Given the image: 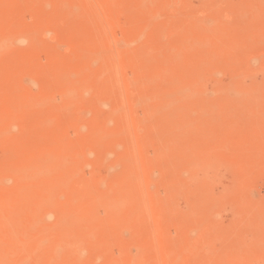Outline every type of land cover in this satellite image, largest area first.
<instances>
[{"label": "rangeland", "instance_id": "rangeland-1", "mask_svg": "<svg viewBox=\"0 0 264 264\" xmlns=\"http://www.w3.org/2000/svg\"><path fill=\"white\" fill-rule=\"evenodd\" d=\"M150 1L0 0V115L3 114L0 122L4 119V122H1L3 129H0V132L3 134H0V137L3 139L5 132L2 130L7 125L9 126L10 122L9 131H12V133H8L7 127V136H4V139L5 137L10 139L2 140L0 138L4 142L0 141V208L4 210L10 208L12 213L10 216L12 218L9 217L11 222L6 216L7 213L0 209V213L3 212L1 219L5 220L3 221L5 225L0 221L2 222L0 229L5 230L4 233H2L3 231L0 233L4 238L7 235L6 238L10 241L9 246L7 239L0 236L5 240L1 239L2 242H0V244L5 243V245L0 246V251H3L1 253H5L2 256H5L3 259L0 257L1 264L4 260L3 264H9L13 261V252L17 250L18 246L22 250L18 248V252H15L16 255L23 252L24 248L27 249V245L29 247L35 243L34 238H31L30 235L23 236L21 230H26L27 226L32 228L34 225L32 229L40 228V226L42 229L43 224L45 233H42L44 235L41 237H45V243L42 239L40 242L46 248H42L44 250L55 248L56 259L50 262V259L35 256L28 258V262L25 264H71V262H73L72 264H96V261L99 264H107L108 259H112L118 264H131L133 257L134 264H264V261L262 262L264 260V176H262L264 175V0ZM154 2L156 3L154 4ZM140 5H142L141 8H139ZM77 7L79 8L77 9ZM101 12L103 15L106 13V17ZM106 22L109 27H107ZM142 33L144 34L142 35ZM5 36H9L7 41ZM101 40L106 44L103 45ZM193 42L195 43L193 44ZM130 45L132 46L130 47ZM101 46L103 49L107 48L100 50L99 47ZM95 48L97 49L95 50ZM100 51H104V53ZM111 55L112 57H110ZM81 58L85 60L83 61ZM86 59L88 60L86 61ZM173 59H176V62ZM105 60L108 61L105 62V65L110 64L111 69H108V65L107 69H105L106 66L104 68L103 61ZM110 61L113 62L112 65L115 64L116 71H113L115 68L111 66ZM143 65H145V69H142L141 66ZM162 69L165 71L163 72ZM157 72H162L163 75ZM202 72L203 74H201ZM114 73L118 74H115L117 75L114 76L115 78L113 77ZM120 73L123 76L120 77ZM154 75L155 78L153 79ZM108 78L109 80L113 79V82L110 81L111 83H109ZM172 78L173 82L176 83L175 86L172 84L173 82H170ZM116 79L119 83L117 85L123 87L121 90L115 84ZM135 79L139 80L136 81ZM161 80L163 81L160 82ZM181 81L185 83V87ZM127 82H130V88L125 89L124 86H129ZM73 83L75 86L72 85ZM179 83L181 84L179 85ZM86 85H88L87 88ZM171 86L173 89L170 88ZM186 86L189 88L187 89ZM192 86L198 88L194 89ZM230 86L237 89V91L234 89V92L231 91L232 93L236 92L235 94L229 93L231 96L226 95L228 93L225 91L222 92L223 89L230 88ZM87 89L91 92L89 93ZM199 91L204 93L201 94ZM167 95L170 96L167 97ZM234 95L237 96L234 97ZM18 96L20 98L24 96L21 98L22 101L20 98L17 99ZM180 96L183 100L184 96L188 98L185 97L187 100L183 101ZM37 98L39 99L37 100ZM227 98H231V103ZM124 101L125 103H122ZM180 101H183V104L186 103L184 107L183 104L181 106ZM56 102H59L58 105ZM16 103L18 104L16 105ZM119 108L121 111H118ZM17 111L19 112L17 113ZM111 111L113 113H109ZM117 112L119 113L117 114ZM183 122L186 124H183L182 128L179 127ZM2 125L0 124V128ZM11 125L13 126L11 127ZM5 141L8 143L6 144ZM102 145L104 146L102 147ZM38 151V155L41 154L39 157L36 154ZM3 152L7 153L4 154ZM30 156H35L36 159L33 160ZM43 159L47 161L49 159V164ZM6 162L7 164H5ZM38 162H42L38 165L40 167L42 165L41 168L37 166L36 163ZM59 162H68L67 168H65V163L59 165ZM46 163L48 169L43 166ZM33 164L36 173H32ZM30 166L32 169H28ZM74 166L75 169H79L78 172L73 170ZM86 166L89 167L86 168ZM129 166L139 170L143 181L140 176L137 178L143 186L136 181L137 178L134 180L135 182L132 180L133 185L137 182L134 188L131 187L133 185H130L129 188L127 184L125 186L124 184L119 185V188L114 186L112 182L119 176H125ZM20 167L21 169L18 170ZM59 167L61 168L59 169ZM25 169L29 172H26ZM68 172H73V176L75 173L77 175L75 179L78 180L77 185L72 186L73 189L69 184L71 181L75 183L74 180H71L75 176H71ZM3 173L6 178L9 175L13 177L5 179L3 176V179L1 177L4 175ZM25 173H29V175L27 174L26 177ZM16 175L21 176V178ZM37 175L38 180H35ZM126 176L128 177V174ZM53 177L55 179H52ZM58 177L61 179L59 183ZM68 179L70 182L67 181ZM103 180L104 182H102ZM49 182L52 184L50 185ZM73 182L71 185H75ZM23 185L28 186V189ZM140 185L143 188H140ZM34 186L36 188H33ZM37 188L39 189L37 190ZM128 189L134 190L128 191ZM107 190L108 194L105 193ZM19 191H23L22 194L19 195L21 193ZM71 191L73 194L70 195L74 197L75 201L69 198L68 193ZM101 191H104L105 195L103 197L100 195L101 200L99 201L104 202L111 199L112 203L110 201L109 204L107 201L105 206L104 203L99 202L96 205L98 208L96 206L93 208V202L98 200L90 201L94 197L99 199L96 194ZM110 191L113 192L110 194ZM24 192L25 194H23ZM129 192H132L130 197L127 196ZM9 193H14L19 198L17 199L12 194L14 198L11 199L12 195ZM106 194L107 197H105ZM39 195L42 196V199ZM108 195H111L110 198ZM123 195L127 197L122 198ZM82 196L84 201H81L83 199L80 200ZM118 196H120L119 199ZM7 197L13 200V204H9L11 200H7ZM148 197H151L150 201H147L149 200ZM26 198H28V203ZM51 198L53 199L51 200ZM114 198L115 200H113ZM125 198L129 199V201H125L126 203L123 202ZM68 199H70L69 202ZM4 200L9 202L8 205ZM151 200H154L155 205ZM70 201H73L71 204L74 203L75 205V207L73 205L74 208L72 207L73 213L76 211L75 208L78 212L82 211V214L85 213L83 210L86 208L91 210L89 211L91 217L95 215L93 216L94 224L90 222V226L89 220L87 222L88 218H86L83 220L87 224L84 222L86 226L83 229L84 225L82 224L81 228V224H78V222L81 223V214L77 212L78 214L72 216L71 205H65L70 204ZM119 201L125 204L121 206L125 207L121 211L117 208L118 206L121 208ZM141 201L142 204H139ZM15 202H17V206ZM88 202L93 204L91 207L95 209L94 211L88 206L90 205ZM5 203L7 207L3 205ZM49 203L52 207H49ZM20 204L24 207H21ZM78 204H81L80 207H83L81 208L83 210ZM108 204L109 206H107ZM115 204L118 205H116V209L114 208ZM84 205L87 207L85 206V208ZM112 206L113 210L115 209L113 212L116 211L117 213L114 217L112 216ZM39 210H41L40 213ZM42 211L48 212L45 213L46 215L43 213L45 216H41ZM61 212L63 215L60 214ZM86 213L87 215L84 216L89 217L88 212ZM58 214L63 217L60 216L62 219H59L62 224L59 222L58 228L54 227L52 230V226L47 225H51L53 221L56 222L59 217ZM68 214H71L73 220L76 219L78 222L73 220L70 222L72 217L69 218ZM15 216L22 220L23 228L20 226L21 220L19 219L18 222ZM131 216L134 217L130 219ZM32 217L37 220V222L32 221L34 225L30 220ZM64 218H66L65 220L68 219L67 222L71 224H66L65 220V222L62 221ZM13 219L18 223L16 222V224ZM50 219L52 221H49ZM23 221H27L25 222L27 225ZM72 222H76V226L79 225L78 229L79 227L83 229L82 233L88 234L87 237L91 238L90 241H87L88 238H84L83 234H80L81 230L79 232L74 226L75 223L72 224ZM29 223L32 226L29 227ZM70 225L74 226L75 232H78V234L76 233L78 235L76 242L78 243L70 242V245L69 241L66 240L69 243L67 245L65 239L68 238L67 232L70 231ZM62 226L67 227L65 228L67 231ZM62 228L63 232L61 231ZM55 229L56 231H54ZM6 230L8 231L7 234ZM51 230L54 232L52 233ZM79 234L81 236L80 241H78L80 239ZM10 236H13L14 239ZM61 236L62 238L65 236L63 242H61ZM15 237L17 238L15 239ZM27 237H30L32 241ZM135 242L136 244H134ZM55 243L58 248L56 245L54 247ZM59 243L60 246H58ZM6 246H12L16 249L13 250L14 248L11 247L10 250ZM3 248L9 254L13 250L11 252L13 254L7 255ZM77 248L82 249L80 253L77 250L79 255L75 251ZM1 253L0 255H2ZM71 253L73 255L69 257ZM122 254L123 256H121ZM16 255H14L15 258ZM60 256L61 258L65 257L63 258L64 262L61 261ZM7 258L9 262L6 261ZM238 260L241 261L235 263ZM247 260V263L244 262Z\"/></svg>", "mask_w": 264, "mask_h": 264}, {"label": "bare ground", "instance_id": "bare-ground-1", "mask_svg": "<svg viewBox=\"0 0 264 264\" xmlns=\"http://www.w3.org/2000/svg\"><path fill=\"white\" fill-rule=\"evenodd\" d=\"M95 1H96V0H95ZM104 1H105V0H104ZM143 1H144V0H143ZM148 1H149V0H148ZM151 1H152V0H151ZM151 1H150V2H151ZM97 2H98V0H97ZM102 2H103V1H102ZM166 2H167V1H166ZM31 3H32V2H31ZM145 3H146V2H145ZM155 3H156V2H154V4H155ZM161 3H162V2H161ZM97 4H98V3H97ZM99 4H100V2H99ZM99 4H98V6H99V8H100V5H99ZM233 4H234V3H233ZM261 4H262V3H261ZM263 4H264V3H263ZM263 4H262V5H263ZM143 5H144V3H143ZM171 5H172V4H171ZM90 6H91V5H90ZM98 6L96 5V7H98ZM138 6H139V4H138ZM138 6H137V7H138ZM145 6H146V5H145ZM149 6H150V5H149ZM87 7H88V6H87ZM96 7H94V8L96 9ZM109 7H110V6H109ZM141 7H142V5H140L139 8H141ZM169 7H170V6H169ZM78 8H79V7H77V9H78ZM101 8H103V7H101ZM112 8H113V7H112ZM139 8H138V9H139ZM75 9H76V8H75ZM75 9H74V10H75ZM77 9H76V11L78 12ZM91 9H92V7H91ZM95 9H94V10H95ZM97 9H98V8H97ZM113 9H114V8H113ZM144 9H145V8H144ZM147 9H148V8H147ZM176 9H177V8H176ZM62 10H65V9L62 8ZM66 10H67V9H66ZM68 10H69V9H68ZM79 11H80V9H79ZM95 11H98V10H95ZM95 11H94V12H95ZM100 11H102V10H100ZM112 11H113V10H112ZM115 11H116V10H115ZM74 12H75V11H74ZM103 12H104V11H103ZM105 12H106V11H105ZM252 12H253V11H252ZM83 13H85V12H83ZM101 13H102V12H101ZM108 13H109V11H108ZM250 13H251V12H250ZM262 13H263V12H262ZM141 14H142V13H141ZM156 14L158 15V13H156ZM88 15H89V14H88ZM95 15H96V14H95ZM102 15H103V13H102ZM105 15H106V13H105L103 16H105ZM240 15H241V13H240ZM248 15H249V14H248ZM257 15H259V14H257ZM99 16H100V14H99ZM114 16H115V15H114ZM132 16H133V15H132ZM244 16H245V13H244ZM71 17H72V16H71ZM75 17H76V16H75ZM88 17H89V16H88ZM96 17H97V15H96ZM105 17H106V16H105ZM157 17H158V16H157ZM242 17H243V16H242ZM259 17H260V15H259ZM93 18H94V17H93ZM171 18H172V17H171ZM252 18H253V17H252ZM88 19H89V18H88ZM104 19H105V18H104ZM109 19H110V18H109ZM113 19H114V18H113ZM152 19H153V18H152ZM154 19H155V18H154ZM133 20H134V18H133ZM66 21H67V20H66ZM90 21H91V23H92V20H90ZM93 21H94V20H93ZM97 21H98V20H97ZM99 21H100V18H99ZM154 21H156V20H154ZM99 23H100V22H99ZM149 23H150V22H149ZM101 24H102V22H101ZM106 24H107V22H106ZM225 24H226V23H225ZM244 24H245V23H244ZM103 25H104V24H103ZM107 25H108V24H107ZM98 26H99V25H98ZM107 27H109V25H108ZM105 28H106V27H105ZM117 28H118V27H117ZM102 29H103V27H102ZM108 29H109V28H108ZM100 30H101V29H100ZM113 30H114V29H113ZM37 31H38V30H37ZM115 31H116V29H115ZM139 31H140V30H139ZM200 31H201V30H200ZM103 32H104V31H103ZM205 32H206V31H205ZM30 34L32 35V33H30ZM36 34H37V33H36ZM143 34H144V33H142V35H143ZM7 35H8V34H7ZM25 35H26V34H25ZM27 35H28V34H27ZM38 35H39V34H38ZM158 35H159V34H158ZM190 35H191V34H190ZM35 36H36V35H35ZM98 36H100V35H98ZM105 36H106V35H105ZM144 36H145V35H144ZM211 36H212V34H211ZM5 37H6V41H7V40H8L7 37H9V36H5ZM29 37H30V36H29ZM87 37H89V36H87ZM100 37H101V36H100ZM113 37H114V36H113ZM140 37H141V36H140ZM11 38H12V37H11ZM18 38H19V37H18ZM101 38H102V37H101ZM101 38H100V39H101ZM142 38H143V37H142ZM31 39L33 40V38H31ZM31 39H30V40H31ZM32 40H31V42H32ZM102 40H103V39H102ZM102 40H101V42H103ZM115 40H116V39H115ZM33 41H35V40H33ZM140 41H141V40H140ZM193 41H194V39H193ZM205 41H206V40H205ZM101 42H100V44H101ZM135 42H136V41H135ZM98 43H99V41H98ZM133 43H134V42H133ZM138 43H139V42H138ZM185 43H187V42H185ZM194 43H195V42H193V44H194ZM202 43H203V42H202ZM34 44H35V43H34ZM105 44H106V43H105ZM105 44H104V42H103V45H105ZM118 44H119V43H118ZM208 44H209V43H208ZM229 44H230V43H229ZM6 45H7V43H6ZM101 45H102V44H101ZM108 45H110V44H108ZM115 45H116V44H115ZM200 45H201V44H200ZM205 45H207V44H205ZM131 46H132V45H130V47H131ZM210 46H211V45H210ZM104 47H105V46H104ZM108 47H109V46H108ZM186 47H187V46H186ZM3 48H4V47H3ZM100 48H101V49H100ZM105 48H107V47H105ZM105 48L103 49V46L99 47L100 50H105ZM113 48H114V47H113ZM141 48H142V47H141ZM1 49H2V48H1ZM93 49H94V48H93ZM96 49H97V48H95V50H96ZM111 49H112V48H111ZM111 49H110V50H111ZM118 49H119V47H118ZM200 49H201V48H200ZM7 50H8V48H7ZM90 50H91V49H90ZM108 50H109V49H108ZM189 50H190V49H189ZM114 51H115V49H114ZM126 51H127V50H126ZM186 51H187V50H186ZM190 51H191V50H190ZM81 52H82V51H81ZM96 52H98V51H96ZM100 52H101V51H100ZM100 52H99V54H100ZM115 52H116V51H115ZM0 53H1V52H0ZM93 53H94V52H93ZM101 53H104V51L101 52ZM109 53H110V52H109ZM109 53H108V54H109ZM140 53H141V52H140ZM144 53H145V51H144ZM148 53H149V52H148ZM165 53H166V52H165ZM167 53H168V52H167ZM94 54H95V53H94ZM94 54H93V55H94ZM111 54L113 55V53H111ZM179 54H180V52H179ZM0 55H1V54H0ZM93 55H92V56H93ZM112 55H111L110 57H112ZM125 55H126V54H125ZM206 55H207V54H206ZM209 55H210V54H209ZM82 56H83V55H82ZM86 56H87V55H86ZM97 56H98V55H97ZM126 56H127V55H126ZM174 56H175V55H174ZM180 56H181V55H180ZM83 57H84V56H83ZM166 57H167V55H166ZM178 57H179V55H178ZM92 58H93V57H92ZM102 58H103V57H102ZM126 58H127V57H126ZM213 58H214V57H213ZM81 59H83V61L85 60L84 58H81ZM165 59H166V58H165ZM179 59H180V58H179ZM207 59H208V58H207ZM221 59H222V58H221ZM87 60H88V59H86V61H87ZM100 60H101V58H100ZM106 60H107V59H106ZM106 60L103 61L104 68H105V66H106L105 69H107V65H108V64L105 65V62H108V61H106ZM109 60L113 61L111 58H109ZM162 60H163V59H162ZM173 60H174V59H173ZM175 60H176V59H175ZM175 60H174V61H175ZM177 60H178V59H177ZM212 60H213V59H212ZM111 61H110L111 66H112L113 68H115V69H113V71H114V70L116 71L117 68L115 67V64L112 65L113 62H111ZM164 61H165V60H164ZM174 61H172V62H174ZM79 62H80V61H79ZM99 62H101V61H99ZM121 62H123V61H121ZM143 62H144V61H143ZM175 62H176V61H175ZM231 62H232V61H231ZM237 62H238V61H237ZM80 63H81V62H80ZM92 63H93V62H92ZM118 63H119V65H120V62H118ZM123 63H124V62H123ZM151 63H152V62H151ZM151 63H150V64H151ZM180 63H182V62H180ZM195 63H196V61H195ZM213 63H214V62H213ZM239 63H240V62H239ZM81 64H82V63H81ZM85 64H87V63H85ZM121 64H122V63H121ZM127 64H128V63H127ZM153 64H154V63H153ZM204 64H205V63H204ZM207 64H208V63H207ZM207 64H206V65H207ZM109 65H110V64H109ZM109 65H108V67H109ZM119 65H118V66H119ZM151 65H152V64H151ZM165 65H166V64H165ZM120 66H121V65H120ZM144 66H145V65L141 66L142 69H145ZM149 66H150V65H149ZM152 66H153V65H152ZM201 66H202V65H201ZM201 66H200V68H201ZM74 67H75V66H74ZM102 67H103V65H102ZM154 67H155V65H154ZM35 68H36V67H35ZM120 68H121V67H120ZM150 68H151V67H150ZM197 68H198V67H197ZM101 69H102V68H101ZM108 69H111V68L109 67ZM165 69H167V68H165ZM42 70H43V69H42ZM87 71H88V70H87ZM91 71H92V68H91ZM119 71H120V70H119ZM144 71H145V70H144ZM162 71L164 72L165 70L162 69ZM103 72H104V71H103ZM150 72H151V71H150ZM168 72H169L170 74H173V73H171L170 71H168ZM81 73H82V72H81ZM84 73H85V71H84ZM105 73H106V72H105ZM117 73H118V72H117ZM117 73H114V75L112 74L113 77H114V76L116 77V76L119 74V73H118V74H117ZM157 73H158V72H157ZM159 73H160V72H159ZM159 73H158V74H159ZM85 74H87V73H85ZM94 74H95V73H94ZM103 74H104V73H103ZM115 74H117V75H115ZM120 74H121L120 77L123 76L122 73H120ZM161 74L163 75L162 72L160 73V75H161ZM201 74H203V72H202ZM201 74H200V75H201ZM65 75H66V73H65ZM89 75H90V74H89ZM101 75H102V74H101ZM104 75H105V74H104ZM147 75H148V73H147ZM82 76H83V74H82ZM101 77H102V76H101ZM101 77H100V78H101ZM113 77H112V78H113ZM115 77H114V78H115ZM74 78H75V77H74ZM74 78H73V79H74ZM117 78H118V77H117ZM124 78L128 80V78H126V77H124ZM154 78H155V75H154L153 79H154ZM175 78H176V75H175ZM177 78H178V77H177ZM110 79H111V77H110ZM125 79H124V81H125ZM131 79H132V78H131ZM139 79H140V78H139ZM139 79H137V80H139ZM150 79H151V78H150ZM158 79L160 80L161 77L158 78ZM198 79H201V78H198ZM202 79H203V78H202ZM81 80H82V79H81ZM81 80H80V81H81ZM108 80H109V78H108ZM112 80H113V79H112ZM112 80H109V83H111L110 81H112ZM135 80H136V79H135ZM135 80H134V82H135ZM137 80H136V81H137ZM159 80H158V81H159ZM163 80H164V78H163ZM163 80H161L160 82H162ZM98 81H100V80L98 79ZM106 81H107V80H106ZM116 81H117V79H116ZM116 81H115V82H116ZM130 81H131V80H130ZM140 81H141V80H140ZM153 81H154V80H153ZM173 81H174V80H173V78H172V80H171L170 82H173ZM178 81H179V80H178ZM68 82H69V81H68ZM75 82H76V81H75ZM75 82H74V83H75ZM107 82H108V81H107ZM112 82H113V81H112ZM125 82H126V81H125ZM131 82H132V81H131ZM170 82H169V83H170ZM182 82H183V81H181V83H182ZM200 82H201V81H200ZM203 82H204V81H203ZM203 82H202V83H203ZM236 82H237V81H236ZM74 83H73L72 85H74ZM109 83H108V84H109ZM127 83H128V82H127ZM127 83H124V84H127ZM135 83H136V82H135ZM157 83H158V82H157ZM181 83H179V85H180ZM202 83H201V84H202ZM115 84H116V85L119 84L118 81H117ZM115 84H114V85H115ZM129 84H130V82H129L127 85H129ZM158 84H160V83H158ZM172 84L174 85V84H176V83L173 82ZM182 84H183L184 87H185V83L183 82ZM201 84H200V85H201ZM234 84H235V83H234ZM237 84H238V83H237ZM7 85H8V84H7ZM10 85H11V84H10ZM10 85H9V86H10ZM13 85H14V84H13ZM16 85H18V84H16ZM66 85H67V84H66ZM82 85H83V84H82ZM99 85H100V84H99ZM152 85H153V84H152ZM170 85H171V83H170ZM183 85H182V86H183ZM197 85H198V84H197ZM204 85H205V84H204ZM74 86H75V85H74ZM83 86H84V85H83ZM87 86H88V85H86V88H87ZM117 86L120 87V85H117ZM121 86H122V85H121ZM149 86H150V85H149ZM174 86H175V85H174ZM194 86H195V85H194ZM194 86H192V87L195 89L197 86H196V87H194ZM198 86H199V85H198ZM235 86H236V85H235ZM16 87H17V86H16ZM68 87H69V86H68ZM104 87H105V86H104ZM104 87H103V89L106 88V87H105V88H104ZM128 87L130 88V85H129V86H126V87L124 86L125 89H127ZM186 87H187V86H186ZM228 87H229V86H228ZM236 87H237V86H236ZM6 88H7V87H6ZM66 88H67V87H66ZM72 88H73V87H72ZM79 88H80V87H79ZM89 88H90V86H89ZM97 88H98V87H97ZM122 88H123V87H122ZM122 88L120 87V90H121ZM143 88H144V87H143ZM170 88L173 89L172 86H171ZM188 88H189V87H187V89H188ZM197 88H198V87H197ZM16 89H17V88H16ZM55 89H56V88H55ZM90 89H91V88H90ZM98 89H99V88H98ZM103 89H102V90H103ZM118 89H119V88H118ZM125 89H124V90H125ZM132 89H133V88H132ZM144 89H145V88H144ZM233 89H234V88H233L232 86H230V88H225V89H223L222 92L224 93V91H225L226 93H228V94H226V95H230L229 93H230L231 91L234 92ZM4 90H6V89H4ZM71 90H72V89H71ZM73 90H75V89H73ZM80 90H81V89H80ZM87 90H88V89H87ZM91 90H92V89H91ZM102 90H101V91H102ZM140 90H141V89H140ZM150 90H151V89H150ZM234 90L237 91V89H234ZM260 90H262V89H260ZM20 91H22V90H20ZM65 91H66V89H65ZM75 91H77V90H75ZM88 91H89V90H88ZM92 91H93V90H92ZM101 91H100V92H101ZM122 91H123V90H122ZM145 91H146V90H145ZM22 92H23V91H22ZM66 92H67V91H66ZM66 92H65V94H66ZM90 92H91V91H89V93H90ZM97 92H99V91L97 90ZM120 92H121V91H120ZM132 92H133V91H132ZM142 92H143V91H142ZM184 92H185V91H184ZM199 92H200V91H199ZM218 92H219V91H218ZM222 92H221V93H222ZM232 92H231V93H232ZM4 93H5V92H4ZM13 93H14V92H13ZM13 93H12V94H13ZM16 93H17V92H16ZM16 93H15V94H16ZM69 93H70V92H69ZM71 93H72V91H71ZM71 93H70L69 95H71ZM110 93H111V92H110ZM145 93H146V92H145ZM163 93H164V92H163ZM178 93H179V92H178ZM200 93H201V92H200ZM203 93H204V92H203ZM203 93H201V94H203ZM223 93H222V95H223ZM235 93H236V92H235ZM235 93H232V94H235ZM253 93H255V92H253ZM12 94H11V95H12ZM19 94H20V93H19ZM19 94H18V95H19ZM75 94H76V93H75ZM168 94H169V93H168ZM174 94H175V93H174ZM174 94H173V95H174ZM24 95H26V94H24ZM31 95H32V94H31ZM55 95H56V94H55ZM80 95H81V94H80ZM121 95H123V94H121ZM151 95H152V94H151ZM197 95H198V94H197ZM73 96H74V95H73ZM123 96H124V95H123ZM125 96H126V95H125ZM146 96H147V95H146ZM169 96H170V95H169ZM169 96L167 95V97H169ZM174 96H175V95H174ZM230 96H231V95H230ZM232 96H233V95H232ZM236 96H237V95H236ZM236 96L234 95V97H236ZM22 97H24V96H22ZM22 97H21V98H22ZM180 97H181V96H180ZM185 97L188 98L187 96H184V100L186 99ZM18 98H20V97L18 96L17 99H18ZM21 98H20V101H22ZM53 98H54V97H53ZM181 98H182V97H181ZM28 99H29V97H28ZM38 99H39V98H37V100H38ZM139 99H142V98H139ZM162 99H163V98H162ZM227 99H229V98H227ZM230 99H231V98H230ZM230 99H229V101H230ZM238 99H239V98H238ZM26 100H27V99H26ZM26 100H25V101H26ZM54 100H55V99H54ZM100 100H101V99H100ZM182 100H183V98H182ZM184 100H183V101H184ZM186 100H187V99H186ZM208 100H209V99H208ZM208 100H207V101H208ZM246 100H247V99H246ZM14 101H15V100H14ZM23 101H24V100H23ZM41 101H42V100H41ZM65 101H66V99H65ZM67 101H68V100H67ZM126 101H127V100H126ZM139 101H140V100H139ZM142 101H143V100H142ZM183 101H180V102H181V106H182V104H183V103H182ZM234 101H235V100H234ZM15 102H16V101H15ZM18 102H19V101H18ZM26 102L28 103V101H26ZM34 102H35V100H34ZM36 102H37V101H36ZM71 102H72V101H71ZM108 102H109V101H108ZM160 102H161V101H160ZM185 102H186V101H185ZM12 103H13V102H12ZM51 103H52V102H51ZM56 103H57V102H56ZM58 103H59V102H58ZM58 103H57V105H58ZM101 103H104V102H101ZM105 103H106V102H105ZM109 103H110V102H109ZM122 103H125V101L122 102ZM230 103H231V101H230ZM239 103H240V101H239ZM17 104H18V103H16V105H17ZM24 104H25V103H24ZM24 104H23V105H24ZM63 104H64V103H63ZM133 104H134V103H133ZM147 104H148V103H147ZM185 104H186V103L183 104V107H184ZM248 104H249V102H248ZM29 105H30V104H29ZM40 105H41V104H40ZM46 105H47V104H46ZM140 105H141V104H140ZM172 105H175V104H172ZM179 105H180V104H179ZM13 106H15V105H13ZM73 106H74V105H73ZM73 106H72V107H73ZM90 106H91V105H90ZM130 106H132V105H130ZM142 106H143V105H142ZM225 106H226V105H225ZM239 106H240V105H239ZM24 107H25V106H24ZM31 107H32V106H31ZM44 107H46V106H44ZM53 107H54V105H53ZM53 107H52V108H53ZM166 107H167V106H166ZM170 107H172V106L170 105ZM170 107H169V108H170ZM12 108H13V107H12ZM25 108H26V107H25ZM33 108H34V107H33ZM145 108H146V107H145ZM145 108H144V110H145ZM149 108H150V107H149ZM160 108H161V107H160ZM169 108H168V110H169ZM179 108H182V107H179ZM217 108H218V107H217ZM54 109H55V108H54ZM54 109H53V110H54ZM41 110H42V109H41ZM119 110H120V108L118 109V111H119ZM55 111H56V110H55ZM55 111H54V112H55ZM90 111H91V110H90ZM120 111H121V110H120ZM123 111L125 112V110H123ZM129 111H130V110H129ZM169 111H170V110H169ZM18 112H19V111H17V113H18ZM22 112H23V110H22ZM101 112H102V111H101ZM126 112H127V111H126ZM149 112H150V110H149ZM155 112H156V111H155ZM213 112H214V114H215V111H213ZM14 113H15V112H14ZM109 113H113V112L111 111V112H109ZM118 113H119V112H117V114H118ZM150 113H151V112H150ZM150 113H149V114H150ZM157 113H158V110H157ZM240 113H241V112H240ZM10 114H11V113H10ZM19 114H20V113H19ZM68 114H69V113H68ZM151 114H152V113H151ZM155 114H156V113H155ZM195 114H197V113H195ZM206 114H207V113H206ZM229 114H230V113H229ZM115 115H116V112H115ZM125 115H127V114H125ZM202 115H203V114H202ZM0 116H1V115H0ZM2 116H3V114H2ZM2 116L0 117V119L2 118ZM96 116H97V115H96ZM102 116H103V115H102ZM107 116H109V115H107ZM155 116H157V115H155ZM104 117H105V116H104ZM203 117H204V116H203ZM215 117H216V116H215ZM82 118H83V117H82ZM137 118H138V117H137ZM220 118H221V117H220ZM107 119H109V118H107ZM11 120H12V119H11ZM100 120H101V119H100ZM112 120H113V119H112ZM112 120H111V121H112ZM138 120H139V119H138ZM2 121L4 122V119L1 120V122H2ZM102 121H103V120H102ZM181 121H183V120H181ZM1 122H0V124L2 125L3 122H2V123H1ZM5 122H6V119H5ZM49 122H52V121H49ZM113 122H114V121H113ZM127 122H128V120H127ZM146 122H147V121H146ZM213 122H214V121H213ZM8 123H9V122H8ZM47 123H48V122H47ZM47 123H45V124H47ZM141 123H142V122H141ZM177 123H178V122H177ZM10 124H11V122L9 123V126H10ZM127 124H129V123H127ZM178 124H179V123H178ZM180 124H181V123H180ZM183 124H186V123L183 122L182 125L179 126V127L182 128V126H184ZM47 125H49V124H47ZM113 125H114V124H113ZM188 125H189V124H188ZM9 126L7 125V127H8V133H10V132L12 133V131H9ZM12 126H13V125H11V127H12ZM15 126H16V125H15ZM15 126H14V127H15ZM108 126H109V125H108ZM127 126H128V125H127ZM127 126H126V128H127ZM7 127H5L6 129L4 128V130H2V131L5 132L4 136H7V134H6V133H7V132H6ZM11 127H10V128H11ZM18 127H19V126H18ZM40 127H41V126H40ZM71 127H72V126H71ZM109 127H110V126H109ZM129 127H130V126H129ZM174 127H175V126H174ZM15 128H16V127H15ZM42 128H43V126H42ZM126 128H125V129H126ZM183 128H184V127H183ZM190 128H191V127H190ZM0 129H3V125H2V127H1ZM13 129H14V128H13ZM13 129H12V130H13ZM16 129H17V128H16ZM16 129H15V130H16ZM22 129H23V128H22ZM15 130H14V131H15ZM100 130H101V129H100ZM126 130H127V129H126ZM137 130H138V129H137ZM0 131H1V130H0ZM14 131H13V133H15ZM18 131H19V129H18ZM75 131H76V130H75ZM103 132H104V131H103ZM19 133H20V132H19ZM122 133H123V132H122ZM124 133H126V132H124ZM130 133H131V132H130ZM0 134L2 135L3 132H0ZM17 134H18V133H17ZM77 134H78V133H77ZM90 134H91V133H90ZM113 134H114V133H113ZM174 134H175V133H174ZM65 135H66V134H65ZM65 135H64V136H65ZM116 135H117V134H116ZM118 135H119V133H118ZM118 135H117V136H118ZM4 136H3V139H4ZM93 136H94V135H93ZM136 136H137V135H136ZM169 136H170V135H169ZM94 137H95V136H94ZM96 137H97V136H96ZM115 137H116V136H115ZM0 138H1V137H0ZM8 138H9V137H7V138L5 137L6 140H8ZM77 138H78V137H77ZM1 139H2V138H1ZM1 139H0V141H1ZM3 139H2V140H3ZM5 139H4V140H5ZM9 139H10V138H9ZM100 139L102 140V138H100ZM104 139H105V138H104ZM85 140H87V139H85ZM59 141H60V140H59ZM69 141H70V140H69ZM99 141H100V140H99ZM135 141H136V140H135ZM1 142H2V141H1ZM5 142H6V141H5ZM11 142H13V141H11ZM104 142H105V141H104ZM140 142H141V140H140ZM2 143H4V142H2ZM7 143H8V142H6V144H7ZM132 143H133V141H132ZM60 144H61V143H60ZM98 144H99V143H98ZM136 144H137V143H136ZM25 145H26V144H25ZM62 145H63V144H62ZM70 145H71V144H70ZM132 145H133V144H132ZM27 146H28V145H27ZM77 146H78V145H77ZM103 146H104V145H102V147H103ZM116 146H117V145H116ZM5 147H7V146H5ZM8 147H9V146H8ZM63 147H64V146H63ZM65 147H66V146H65ZM133 147H134V146H133ZM246 147H247V146H246ZM0 148H1V147H0ZM21 148H22V147H21ZM60 148H61V147H60ZM72 148H73V147H72ZM137 148H138V147H137ZM74 149H75V148H74ZM168 149H169V148H168ZM4 150H5V148H4ZM36 150H37V149H36ZM42 150H43V149H42ZM54 150H56V149H54ZM64 150H65V149H64ZM90 150H91V149H90ZM132 150H134V149H132ZM159 150H160V149H159ZM166 150H167V149H165V151H166ZM7 151H8V150H7ZM40 151H41V150H40ZM167 151H168V150H167ZM212 151H213V150H212ZM220 151H221V149H220ZM60 152H61V151H60ZM60 152H59V153H60ZM67 152H68V151H67ZM70 152H71V151H70ZM135 152H137V151H135ZM168 152H169V151H168ZM3 153H4V152H3ZM5 153H7V152H5ZM5 153H4V154H5ZM38 153H39V151H38L36 154L38 155ZM40 153H41V152H40ZM156 153H157V152H156ZM207 153H208V152H207ZM10 154H13V153H10ZM42 154H43V153H42ZM44 154H45V152H44ZM52 154H53V153H52ZM60 154H61V153H60ZM77 154H78V153H77ZM88 154H89V153H88ZM134 154H135V153H134ZM137 154H138V153H137ZM158 154H159V153H158ZM160 154H161V153H160ZM1 155H2V154H1ZM37 155H35V156H36V158L38 159V157H39L41 154H39L38 157H37ZM47 155L49 156L50 154H47ZM58 155H59V154H58ZM78 155H79V154H78ZM130 155H132V154H130ZM135 155H136V154H135ZM146 155H147V154H146ZM11 156H12V155H11ZM35 156H33V157L30 156V157H31V159L33 158V160H35V159H36ZM43 156H44V155H43ZM43 156H42V158H44ZM132 156H133V155H132ZM138 156H139V155H138ZM148 156H149V155H148ZM150 156H151V155H150ZM13 157L15 158V156H13ZM30 157H29V158H30ZM155 157H156V156H155ZM20 158H21V157H20ZM34 158H35V159H34ZM47 158H48V157H47ZM68 158H69V157H68ZM70 158H71V157H70ZM81 158H83V157H81ZM90 158H91V157H90ZM122 158H123V157H122ZM146 158H147V157H146ZM146 158H145V159H146ZM159 158H160V157H159ZM45 159H46V157H45ZM66 159H67V157H66ZM75 159H76V158H75ZM124 159H125V158H124ZM156 159H157V158H156ZM162 159H163V158H162ZM171 159H172V158H171ZM195 159H196V158H195ZM212 159H213V158H212ZM33 160H32V161H33ZM43 160H44V159H43ZM81 160H83V159H81ZM139 160H140V159H139ZM146 160H147V159H146ZM157 160H158V159H157ZM1 161H2V160H1ZM6 161H7V160H6ZM30 161H31V160H30ZM44 161H45V162H48V164H49V159H48V161H47V160H44ZM44 161H43V162H44ZM120 161H121V160H120ZM120 161H119V162H120ZM125 161H126V160H125ZM36 162H37V160H36ZM45 162H44V163H45ZM127 162H129V161L127 160ZM140 162H141V161H140ZM153 162H154V161H153ZM162 162H163V161H162ZM261 162H262V161H261ZM26 163H27V162H26ZM38 163H39V162H38ZM38 163H36L37 166L40 165L42 162H40L39 164H38ZM59 163H60V162H59ZM64 163H65V162L60 163L59 165L64 164ZM67 163H68V162H67ZM67 163H65V166H66L65 168H67V166H68V165H66ZM69 163H70V162H69ZM73 163H75V162H73ZM124 163H125V162H124ZM146 163H147V162H146ZM154 163H155V162H154ZM5 164H7V162H6ZM217 164H218V163H217ZM222 164H223V163H222ZM11 165H12V164H11ZM57 165H58V164H57ZM71 165H72V163H71ZM154 165H155V164H154ZM187 165H188V164H187ZM192 165H193V163H192ZM225 165H226V164H225ZM5 166H6V165H5ZM14 166H15V165H14ZM24 166H25V165H24ZM33 166H34V164L32 165V167H33ZM43 166H46V168H47V163L44 164ZM75 166H76V165H75ZM75 166H74L73 170H77V169H75ZM130 166H131V165H130ZM130 166H129V169H127V171H126L125 176H122V177L119 176V178H116L115 181L112 182L114 186H117V187H118L119 185H123V184H124V186H125V185L127 184V185L129 186V188H130V185H133L132 182H133L134 180H136L137 177L139 178V176H140V172H139V170L136 169V168H133V167L131 168ZM235 166H236V165H235ZM235 166H234V167H235ZM2 167H3V166H2ZM27 167H28V166H27ZM35 167H36V165H35ZM38 167H40V166H38ZM41 167H42V165H41ZM41 167H40V168H41ZM57 167H58V166H57ZM61 167L63 168V166H61ZM61 167H59V169H60ZM87 167H89V166H86V168H87ZM121 167H122V166H121ZM148 167H149V166H148ZM210 167H211V166H210ZM217 167H219V166H217ZM217 167H216V169H217ZM220 167H221V166H220ZM6 168H7V167H6ZM25 168H26V167H25ZM70 168H71V167H70ZM127 168H128V167H127ZM194 168H195V166H194ZM198 168H199V167H198ZM221 168H222V167H221ZM235 168H236V167H235ZM7 169H8V168H7ZM14 169H16V168H14ZM19 169H21V167L18 168V170H19ZM28 169H32L31 166H30V168H28ZM38 169H39V168H38ZM47 169H48V168H47ZM57 169H58V168H57ZM57 169H56V170H57ZM196 169H197V168H196ZM209 169H210V168H209ZM239 169H240V167H239ZM3 170L6 171L5 169H3ZM9 170H10V169H9ZM18 170H16V171H18ZM36 170H37V168H36ZM71 170H72V169H71ZM73 170H72V171H73ZM78 170H79V169H78ZM78 170H77V172H78ZM85 170L88 171V169H85ZM119 170H120V169H119ZM146 170H147V169H146ZM200 170H201V169H200ZM203 170H204V169H203ZM212 170H213V169H212ZM219 170H220V169H218V171H219ZM224 170H225V169H224ZM10 171H12V170H10ZM13 171H14V170H13ZM25 171L27 172L28 170L25 169ZM34 171H35V170H34V167H33V172H32V173H36V172H34ZM37 171H38V170H37ZM61 171H63V170L61 169ZM215 171H216V170H215ZM8 172H9V171H8ZM8 172H7V173H8ZM23 172H24V171H23ZM28 172H29V171H28ZM80 172H81V171H80ZM219 172H220V171H219ZM231 172H232V171H231ZM9 173H10V172H9ZM14 173H15V172H14ZM20 173H21V172H20ZM20 173H19V175H22V174H20ZM51 173H52V172H51ZM62 173H63V172H62ZM68 173H69V172H68ZM74 173H75V172H74ZM154 173L156 174V171H154ZM198 173H199V172H198ZM212 173H213V172H212ZM236 173H237V172H236ZM3 174H4V173H3ZM5 174H6V172H5ZM5 174L2 175L1 177L5 176V179H7V178H9V177H11V176L13 175V173L11 172L12 175H9V177L6 178V175H5ZM27 174L29 175V173H27ZM27 174L25 173L26 177H27ZM38 174H39V173H38ZM69 174H71V176H73V175H72L73 172H72V173H69ZM127 174H128V177L126 176ZM141 174H142V173H141ZM185 174H186V173H185ZM187 174H188V173H187ZM189 174H190V173H189ZM220 174H222V173H220ZM230 174H231V173H230ZM19 175H18V176H19ZM34 175H35V174H34ZM46 175H47V173H46ZM63 175H64V174H63ZM65 175H66V174H65ZM135 175H136V176H135ZM151 175H152V174H151ZM225 175H226V174H225ZM243 175H244V174H243ZM16 176H17V175H16ZM18 176H17V177H18ZM30 176H31V175H30ZM42 176H43V175H42ZM51 176H52V174H51ZM58 176H59V175H58ZM67 176L69 177L68 174H67ZM74 176H75V178H73V179L71 178V180H74L75 183H74L73 181H71V183L73 182L75 185H73V184L71 185V183H70L69 185H70L71 188H72V186L74 187V186L77 185L76 182H77L78 180H77V181L75 180V179L77 178V177H76V176H77L76 173H75ZM74 176H73V177H74ZM110 176H111V175H110ZM219 176H222V175H219ZM262 176H264V175H262ZM12 177H13V176H12ZM19 177L21 178V176H19ZM26 177H24V178L26 179ZM31 177H33V176H31ZM56 177H57V176H56ZM59 177H60V176H59ZM59 177H58V179H59ZM64 177H66V176H64ZM80 177H81V175H80ZM108 177H109V176H108ZM117 177H118V176H117ZM143 177H144V176H143ZM193 177H194V176H193ZM193 177H192V178H193ZM225 177H226V176H225ZM241 177H242V176H241ZM15 178H16V177H15ZM22 178H23V177H22ZM28 178H29V177H28ZM36 178H37V179H35V180H38V175L36 176ZM40 178H41V177H40ZM60 178L62 179V177H60ZM81 178H82V177H81ZM138 178H137L136 181L139 180ZM151 178H152V177H151ZM156 178H157V177H156ZM195 178H196V177H195ZM195 178H194V179H195ZM260 178H262V177H260ZM0 179H1V178H0ZM3 179H4V177H3ZM47 179H48V178H47ZM50 179H51V178H50ZM52 179H55V178L53 177ZM61 179L57 180L58 183H59V181H60ZM64 179H67V178H64ZM64 179H63V180H64ZM107 179H108V178H107ZM107 179H106V181H107ZM140 179L142 180L141 176H140ZM197 179H198V178H197ZM9 180H10V179H9ZM12 180H13V179H12ZM17 180H18V179H17ZM17 180H16V181H17ZM19 180H20V179H19ZM22 180H24V179H22ZM35 180H34V182H35ZM39 180L41 181V179H39ZM91 180H92V179H91ZM132 180H133V181H132ZM28 181H29V180H28ZM49 181H52V180H49ZM67 181H69V179H68ZM89 181H90V179H89ZM106 181H105V182H106ZM142 181H143V180H142ZM187 181H188V180H187ZM243 181H244V180H243ZM13 182H14V181H13ZM20 182H21V181H20ZM36 182H37V181H36ZM45 182H46V180H45ZM54 182H55V180H54ZM69 182H70V181H69ZM81 182H82V179H81ZM102 182H104V180H103ZM134 182H135V181H134ZM138 182H140V181H138ZM152 182H153V181H152ZM202 182H203V181H202ZM24 183H25V181H24ZM27 183H28V182H27ZM29 183H30V182H29ZM29 183H28V184H29ZM47 183H48V182H47ZM49 183H50V182H49ZM55 183H56V182H55ZM63 183H64V182H63ZM65 183H66V181H65ZM65 183H64V184H65ZM85 183H86V180H85ZM91 183H92V182H91ZM136 183H137V182H136ZM136 183H134V185L131 186V187L134 188V186H135ZM141 183H142V182H140V184H141ZM22 184H23V183H22ZM25 184H26V183H25ZM31 184H32V183H31ZM31 184H30V187H32ZM51 184H52V183H50V185H51ZM64 184H63V185H64ZM101 184H102V183H101ZM138 184H139V183H138ZM152 184H153V183H152ZM191 184H192V183H191ZM5 185H6V187H7V184H5ZM5 185H4V186H5ZM19 185H21V184H19ZM67 185H68V184H67ZM69 185H68V186H69ZM90 185H92V184H90ZM141 185H142V184H141ZM141 185H140V188L143 186V185H142V186H141ZM150 185H151V184H150ZM184 185H185V184H184ZM9 186H10V185H9ZM23 186H24V185H23ZM23 186H22V187H23ZM53 186H54V185H53ZM64 186H65V185H64ZM136 186H137V185H136ZM152 186H153V185H152ZM179 186H180V185H179ZM22 187H21V188H22ZM24 187H25V186H24ZM24 187H23V188H24ZM26 187H27V189H28V186H26ZM26 187H25V188H26ZM30 187H29V188H30ZM39 187H40V185H39ZM48 187H49V186H48ZM48 187H47V189H49ZM56 187H57V185H56ZM56 187H55V188H56ZM61 187H62V185H61ZM61 187L59 186V188H61ZM81 187H82V185H81ZM91 187H92V186H91ZM93 187H94V186H93ZM181 187L183 188V186H181ZM242 187H243V186H242ZM14 188H15V187H14ZM21 188H19V189H21ZM33 188H36V187L34 186ZM118 188H119V187H118ZM135 188H136V187H135ZM142 188H143V187H142ZM153 188H154V187H153ZM8 189H9V188H8ZM38 189H39V188H37V190H38ZM64 189L67 190V188H64ZM64 189H63V190H64ZM72 189H73V188H72ZM111 189H112V188H111ZM17 190H18V188H17ZM17 190H16V191H17ZM23 190H24V189H23ZM29 190H32V189H29ZM44 190L46 191V189H44ZM54 190H55V189H54ZM54 190H53V191H54ZM56 190H57V189H56ZM65 190H64V191H65ZM70 190H71V189H70ZM80 190H81V188H80ZM93 190H94V189H93ZM118 190H119V189H118ZM129 190H130V191H133L134 189H133V190H132V189H128V191H129ZM136 190H137V189H136ZM247 190H248V189H247ZM5 191H6V190H5ZM57 191H59V190H57ZM68 191H69V190H68ZM76 191H77V190H76ZM81 191H83V189H82ZM96 191H97V189H96ZM142 191H143V190H142ZM151 191H152V190H151ZM153 191H154V190H153ZM17 192H18V191H17ZM19 192H21V191H19ZM22 192H23V191H22ZM22 192L19 193V195L22 194ZM27 192H28V190H27ZM30 192H31V191H30ZM34 192H37V191H34ZM39 192H40V190H39ZM55 192H56V191H55ZM88 192H90V191L88 190ZM101 192H103V193H101ZM101 192H99L100 194H99L98 192H97L98 194H96V192H95L96 196H98L99 199H98L97 197H96V199H95V197H94V199H91L92 201H90V200L88 199L90 202H93V200H98V201H94V202H93L94 205H93L92 203L90 204V202H88V204H90V205H88V206H90V208L92 209V211H94L95 209H93V208H95V206L98 205L99 202H101V201H99V200H101V199H100V195L103 197V196L105 195V193L108 192V190L105 191V193H104V191H101ZM112 192H113V191H112ZM112 192L110 191V194H111ZM173 192H174V191H173ZM6 193H7V192H6ZM15 193H16V192H15ZM31 193H32V192H31ZM31 193H30V194H31ZM37 193H38V192H37ZM56 193H57V192H56ZM108 193H109V192H108ZM108 193H107V194H108ZM115 193H117V192L115 191ZM122 193H123V192H122ZM126 193H127V192H126ZM143 193H144V191H143ZM162 193H163V192H162ZM167 193H168V192H167ZM241 193H243V192H241ZM9 194H11V193H9ZM9 194H8V195H9ZM12 194H13L17 199L19 198V197H17L14 193H12ZM12 194H11V195H12ZM23 194H25V192H24ZM33 194H34V193H33ZM43 194H44V193H43ZM68 194H69V195H70V194L72 195V194H73V191H71V193H68ZM75 194H76V193H75ZM75 194H74V195H75ZM79 194H80V193H79ZM85 194H86V193H85ZM88 194H89V193H87V195H88ZM102 194H103V195H102ZM107 194H106L105 197H107ZM130 194H132V192H131V193L129 192L127 196L130 197ZM137 194H139V193H137ZM160 194H161V193H160ZM164 194H165V193H164ZM201 194H202V193H201ZM252 194H253V193H252ZM11 195H10V197H11ZM13 195H12V198H11V199L14 198ZM17 195H18V193H17ZM35 195H36V194H35ZM35 195H34V196H35ZM58 195H59V194H58ZM71 195L69 196V198H70V199H74V197H72ZM87 195H86V196H87ZM118 195H119V193H118ZM121 195H122V194H121ZM155 195H156V194H155ZM39 196H40V195H39ZM56 196H57V195H56ZM75 196H76V195H75ZM83 196L85 197V195H83ZM83 196H82V198H80V200L83 199ZM88 196L91 198L90 195H88ZM110 196H111V195H108V198H110ZM112 196H113V195H112ZM124 196H125V195H123L122 198H124ZM127 196H125V197H127ZM137 196H138V195H137ZM147 196H148V195H147ZM177 196H178V195H177ZM253 196H254V195H253ZM4 197H5V196H4ZM21 197H23V195H21ZM21 197H20V198H21ZM24 197H25V196H24ZM29 197H30V196H29ZM79 197H80V196H79ZM119 197H120V196H118V199H119ZM144 197H145V193H144ZM162 197H164V196H162ZM171 197H172V196H171ZM200 197H201V196H200ZM32 198H33V195H32ZM40 198L42 199V196H40ZM46 198H47V197H46ZM55 198H56V197H55ZM145 198H146V197H145ZM145 198H144V199H145ZM148 198H149V200H147V201H150V198H151V197H148ZM148 198H147V199H148ZM204 198H205V197H204ZM0 199H1V198H0ZM6 199H7V200H11V199H8V197H7ZM22 199H24V198H22ZM26 199H27L26 202L28 203V198H26ZM26 199H25V200H26ZM52 199H53V198H51V200H52ZM57 199H59V198L57 197ZM70 199H68V202H69ZM86 199H87V198H86ZM118 199H117V200H118ZM133 199H134V198H133ZM133 199H132V200H133ZM152 199H153V197H152ZM7 200H4V201H6V203H7ZM19 200H20V199H19ZM55 200H56V199H55ZM62 200H63V199H62ZM78 200H79V199H78ZM78 200H76V201H78ZM80 200H79V201H80ZM104 200H107V199H104ZM113 200H115V198H114ZM117 200H116V201H117ZM121 200H122V199H121ZM123 200H124V201H123ZM123 200H122V201L125 202L127 199L125 198V199H123ZM130 200H131V198H130ZM154 200H155V199H154ZM154 200H151V201L154 202ZM1 201H2V200H1ZM14 201H16V200H14ZM23 201H24V200H23ZM23 201H22V203H24ZM74 201H75V199H74ZM81 201H84V199L81 200ZM102 201H103V200H102ZM107 201H108L109 204H110L111 199H110V200L108 199ZM107 201L101 202V204L104 203V205L106 206ZM116 201H115V202H116ZM122 201H121V202L119 201V202L121 203V205H120V203H119L120 207H121L122 205H125V204H123ZM127 201H129V199H128ZM155 201H156V200H155ZM209 201H211V200L209 199ZM241 201H242V200H241ZM2 202H3V201H2ZM12 202H13V200H11V203H9V202H8V203H9V204H13ZM29 202H30V201H29ZM71 202H73V201H70V204L67 203V204H65V205H69V206L71 205L70 208H72L73 205H74V203L71 204ZM96 202H97V203H96ZM105 202H106V203H105ZM138 202H139V201H138ZM143 202H144V201H143ZM0 203H1V202H0ZM6 203L3 204V205L6 206ZM8 203H7V205H8ZM16 203H17V202H15V205L17 206ZM18 203H19V202H18ZM52 203H53V202H52ZM81 203H82V202H81ZM95 203H96V204H95ZM111 203H112V201H111ZM125 203H126V202H125ZM145 203H146V200H145ZM150 203H151V202H150ZM171 203H172V202H171ZM217 203H218V202H217ZM219 203H220V202H219ZM242 203H243V201H242ZM29 204H30V203H29ZM56 204H57V203H56ZM56 204H55V205H56ZM109 204H108L107 206H109ZM117 204H118V201H117ZM117 204H115V207H114L115 209H116V205H117ZM129 204H130V203H129ZM139 204H142V201H141ZM143 204H144V203H143ZM232 204H233V203H232ZM246 204H247V203H246ZM15 205H14V207H16ZM20 205H21V204H20ZM24 205H25V204H24ZM45 205H48V203H47V204L45 203ZM62 205H63V204H62ZM78 205H79V204H78ZM80 205H81V204H80ZM80 205H79V207H80ZM91 205H93V208L91 207ZM153 205H155V202L153 203ZM158 205H159V203H158ZM158 205H157V206H158ZM56 206H57V205H56ZM58 206H59V205H58ZM85 206L87 207V205H84V207H85ZM105 206H104V207H105ZM117 206H118V205H117ZM139 206H140V205H139ZM157 206H156V207H157ZM6 207H7V206H6ZM6 207H4V208H6ZM8 207H9V206H8ZM11 207H13V206H11ZM14 207H13V208H14ZM21 207H24V206L21 205ZM49 207H52V205H50V203H49ZM62 207H63V206H62ZM74 207H75V205H74ZM74 207H73V208H74ZM77 207H78V206H77ZM79 207H78V209H79ZM86 207H85V208H86ZM96 207H97V206H96ZM102 207H103V206H102ZM216 207H218V206H216ZM18 208H20V207L18 206ZM47 208H48V207H47ZM73 208H72V216H73V214L75 215V214L78 212L77 209L75 208L76 211H74L75 213H73V210H74ZM81 208H83V207H80V209H81ZM97 208H98V207H97ZM100 208H101V207H100ZM100 208H99V209H100ZM108 208L111 209V207H108ZM117 208L121 211L122 208H125V207H121V208H119V206H118ZM137 208H138V207H137ZM145 208H146V207H145ZM0 209H2V208H0ZM7 209H8V208H7ZM7 209H6V210L2 209V210H3V212L5 211V212L7 213L6 216H8L7 218L9 219V217L12 216V215H11L12 213H11V211H10V208H9L8 210H7ZM16 209H17V208H16ZM40 209H41V207H40ZM48 209H49V208H48ZM52 209H53V208H52ZM52 209H51V211H52ZM68 209H69V207H68ZM80 209H79V210H80ZM87 209H88V208H86V209H84V210L81 209V210H83V212H85V213L88 212V214H89V211H91V210H87ZM105 209H106V207H105ZM115 209H114V210H115ZM132 209H133V208H132ZM150 209H151V208H150ZM232 209H233V208H232ZM31 210H32V209H31ZM86 210H87V211H86ZM114 210H113V206H112V216H113V217L115 216V214H117L116 211L113 212ZM137 210H140V209H137ZM256 210H257V209H256ZM40 211H41V210H39V213H40ZM43 211H44V210H43ZM43 211H42V215H41V216H45V215H46L45 213L48 212V211H47V212H43ZM45 211H46V210H45ZM97 211H98V210H97ZM97 211H96V213H98ZM101 211H102V210H101ZM110 211H111V210H110ZM133 211H134V210H133ZM143 211H144V210H143ZM187 211H188V210H187ZM1 212H2V211H1ZM3 212H2V213H3ZM5 212H4V213H5ZM99 212H100V211H99ZM103 212H104V209H103ZM103 212H102V213H103ZM134 212H137V211H134ZM149 212H150V211H149ZM211 212H212V211H211ZM2 213H0V219L3 217V214H2ZM13 213H14V212H13ZM43 213H44L45 215H44ZM58 213H59V212H58ZM70 213H71V212H70ZM78 213L81 214V216H82V217L80 218L81 223L78 222V221H76V219L73 220V217L71 216V214H68L69 218L72 217L71 220L69 219L70 222H71L72 220L78 222V224H81V228H82V224H83V225H84V226H83V229H84V227L86 226V225L84 224V222L87 224V222H88V220H89V225L91 226L90 222H91V223L94 222V221H93V216H95V215H93V216L91 217V215L89 214V215H88L89 217H85L84 215H87V213H86V214H85V213L82 214V211H80V212H78ZM78 213H77V214H78ZM93 213H94V212H93ZM119 213L121 214V212H119ZM150 213H151V212H150ZM19 214H20V212H19ZM24 214H26V213H24ZM30 214H31V213H30ZM30 214H29V215H30ZM33 214H34V212H33ZM49 214H50V213H49ZM60 214H62V212H61ZM64 214H65V213H64ZM113 214H114V215H113ZM137 214H139V213L137 212ZM14 215H15V214H14ZM31 215H32V214H31ZM56 215H57V214H56ZM62 215H63V214H62ZM118 215H119V214H118ZM151 215H152V214H151ZM24 216H25V215H24ZM47 216H48V215H47ZM47 216H46V217H47ZM58 216H59V217H58V219L56 220V222L53 221V222H51V223H52L51 225H47V226H50V227L52 226V228H51L52 230L54 229V227H57V228H58V226H59V222H61L59 219H62V218H63V217H62L61 215H59V214H58ZM60 216H61L62 218H61ZM64 216H65V215H64ZM70 216H71V217H70ZM109 216H110V215H109ZM109 216H108V217H109ZM112 216H111V217H112ZM147 216H148V214H147ZM215 216H216V215H215ZM215 216H214V217H215ZM15 217H16V216H15ZM100 217H101V216H100ZM100 217H97V218H100ZM106 217H107V216H106ZM116 217H117V216H116ZM128 217H129V216H128ZM133 217H134V216H133ZM133 217L131 216L130 219H132ZM139 217H140V215H139ZM217 217H218V216H217ZM10 218H12V217H10ZM25 218H26V217H25ZM33 218H34V217H32V219H30V220H31V223H32V221L35 219V218H34V219H33ZM38 218L40 219V217H38ZM52 218H53V217H52ZM56 218H57V217H56ZM67 218H68V217H67ZM86 218H88V219L86 220L87 222L83 220V219H86ZM90 218H91V221H90ZM95 218H96V217H95ZM137 218H138V217H137ZM3 219H4V218H3ZM16 219H18V222L21 220L20 218H17V217H16ZM19 219H20V220H19ZM36 219H37V216H36ZM65 219H66V218H64L62 221H64ZM107 219H108V218H107ZM9 220H10V219H9ZM13 220H14V219H13ZM37 220H38V219H37ZM37 220H34V221L37 222ZM78 220H79V219H78ZM82 220H83V221H82ZM219 220H220V219H219ZM0 221L3 222V221H5V220H2V219H1ZM10 221L12 222V220H10ZM10 221H9V222H10ZM14 221H15V220H14ZM27 221H28V219H27ZM27 221H23V223H25V222H27ZM34 221H33V222H34ZM49 221H52V220L50 219ZM65 221H66V224H67V223L71 224L70 222H67L68 219L65 220ZM65 221H64V222H65ZM95 221H96V219H95ZM97 221H99V220L97 219ZM102 221H103V220H102ZM2 222H0V223H2ZM9 222H8V223H9ZM16 222H17V221H15V223H16ZM18 222H17V223H18ZM28 222H30V221H28ZM36 222H35V223H36ZM47 222H48V220H47ZM76 222H74L75 224L72 222V224H74V226L77 228V230H79V232H80V230H81L80 234H81V235L83 234L82 236H83L84 238H88V237H87V235H88L87 233H86V235H85V233H82L83 229H80V227H79V229H78V226H79V225L77 224V226H76ZM117 222H119V221H117ZM149 222H150V220H149ZM204 222H205V221H204ZM3 223H4V222H3ZM17 223H16V224H17ZM45 223H46V222H45ZM48 223H49V222H48ZM100 223H101V222H100ZM263 223H264V222H263ZM11 224H12V223H11ZM32 224L34 225V223H32ZM32 224L30 225V223H29V224H28L29 227L32 226ZM39 224H40V223H39ZM41 224H42V223H41ZM46 224H47V223H46ZM49 224H50V223H49ZM61 224H62V222H61ZM93 224H94V223H93ZM104 224H105V223H104ZM106 224H107V223H106ZM119 224H120V223H119ZM4 225H5V223H4ZM4 225H3V226L1 225V226L4 227ZM25 225H27V223H25ZM36 225H37V223H36ZM63 225H64V224H63ZM203 225H204V224H203ZM16 226H17V225H16ZM18 226H19V225H18ZM20 226H22V228H23V226H24V224L22 225V220H21V225H20ZM34 226H35V225H34ZM34 226H33V227H34ZM43 226H44V224H43ZM43 226H42V229H41V226H40V228H37V229H36V228L32 229L33 227H32V228H28V226H27V228L25 227L26 230H25V229H24V230H21V231H23V236H24V235H30L31 238L33 237V238H34L33 240H34L35 243L32 244V243H31L32 239H31L30 237H27L28 239L31 240V241H30V244H32V245H30L29 247H28V245H27V249L24 248V249H23V252H19L18 255H16V253L18 252V248L21 249L20 246H18L17 244H15V246H16V245L18 246V247H17V250H15V249H16L15 247H12V246H11L12 248H14L13 250H15V251L13 252L14 255L17 256V257L15 258V256L13 255L14 258L12 257V259H13V261L11 262L12 264H25L26 262H28V261H27L28 258L30 259V258L35 257V256H36V257H37V256H40V258H47L48 260L50 259V262H52L51 260H55V259H56V255H55V254H56V249L53 248L52 245H51L52 248H49V249H46V250H44V249L42 248V247L46 248V247H45L44 245H42V243L40 242L41 239H42V241H44L43 243H45V239H44L45 237H41V235H44V234H42V233H45V232H44V231H45V228H43ZM70 226H71V225H70ZM74 226L69 227L70 231L68 230L69 232H67V237H68V238L66 237L67 239H65V243L67 242V245H69L70 242H71V243H75V242L77 241V239H78V238H77V237H78V235H77L78 232H75V230H74L75 228H73ZM93 226H94V225H93ZM111 226H112V225H111ZM118 226H119V225H118ZM6 227H7V226H6ZM37 227H38V226H37ZM62 227H63V226H62ZM119 227H120V226H119ZM126 227H127V226H126ZM178 227H179V226H178ZM63 228H64V227H63ZM63 228H62V230H61L62 232H63ZM65 228H67V227H65ZM65 228H64V229H65ZM99 228H100V227H99ZM102 228H103V227H102ZM7 229H8V227H7ZM19 229H20V227H19ZM48 229H50V228H48ZM46 230H47V229H46ZM52 230H51V231H52ZM65 230H66V229H65ZM77 230H76V231H77ZM87 230H88V229H87ZM96 230H97V229H96ZM108 230H109V229H108ZM118 230H119V229H118ZM1 231H3V230L0 229V232H1ZM12 231H13V230H12ZM51 231H50V232H51ZM54 231H56V229H55ZM54 231H52V233H53ZM57 231H58V229H57ZM66 231H67V230H66ZM88 231H89V230H88ZM111 231H112V230H111ZM151 231H152V230H151ZM193 231H194V230H193ZM4 232H5V230H4L2 233H4ZM13 232H14V231H13ZM48 232H49V231H48ZM85 232H87L86 229H85ZM90 232H91V231H90ZM93 232H94V231H93ZM93 232H92V233H93ZM7 233H8V231L6 230V234H7ZM59 233H60V232H59ZM64 233H65V232H64ZM64 233H62V235H64ZM76 233H77V234H76ZM118 233H119V232H118ZM0 234H1V233H0ZM57 234H58V233H57ZM60 234H61V233H60ZM80 234H79V236H80ZM93 234H94V233H93ZM4 235H5V234H4ZM11 235H12V234H11ZM91 235H92V234H91ZM94 235H95V234H94ZM94 235H93V236H94ZM154 235H155V234H154ZM0 236H2V234H1ZM16 236H17V235H16ZM18 236H19V234H18ZM46 236H47V235H46ZM93 236H92V237H93ZM2 237L4 238V236H2ZM6 237H8V236L6 235L4 239H7ZM10 237L13 238V236H10ZM64 237H65V236H63V238H64ZM114 237H116V236H114ZM114 237H113V238H114ZM16 238H17V237H15V239H16ZM60 238H61V240H62L61 242H63L64 239L62 238V236H61ZM79 238H80V239H79L78 241L81 240V236H80ZM198 238H199V237H198ZM1 239H2V238H0V242H2ZM4 239H2V240H4ZM13 239H14V238H13ZM18 239H19V238H18ZM90 239H91V238H88V239H86V240H87V241H88V240L90 241ZM110 239H112V238H110ZM8 240H9V239H7V241H8ZM66 240H68L69 243H68V241H66ZM94 240H96V239H94ZM118 240H119V239H118ZM132 240H133V238H132ZM154 240H155V239H154ZM4 241H5V240H4ZM4 241H3V242H4ZM7 241H6V242H7ZM103 241L105 242V240H103ZM249 241H250V240H249ZM9 242H10V241H8V243H9ZM13 242L16 243L15 241H13ZM61 242H60V243H61ZM82 242H83V241H82ZM133 242H134V241H133ZM48 243H49V242H48ZM60 243H59L58 246H60ZM71 243H70V245H71ZM76 243H78V242H76ZM80 243H81V242H80ZM2 244L5 245V243H2ZM2 244H0V246H1ZM6 244H7V243H6ZM57 244H58V242H57ZM57 244L55 243V244H54V247H55V245H56V247H57ZM81 244H82V243H81ZM86 244H88V243H86ZM121 244H122V243H121ZM134 244H136V242H135ZM154 244H155V242H154ZM11 245H12V244H11ZM65 245H66V244H65ZM109 245H110V244H109ZM189 245H190V244H189ZM9 246H10V243H9ZM9 246H8V247H9ZM77 246H78V245H77ZM101 246H102V245H101ZM246 246H247V245H246ZM6 247H7V246H6ZM8 247H7V248H8ZM11 247H9V249H10ZM69 247H70V246H69ZM69 247H67V248H69ZM81 247H82V246H81ZM83 247H84V245H83ZM83 247H82V248H83ZM113 247H114V246H113ZM187 247H188V246H187ZM57 248H58V247H57ZM75 248H76V247H75ZM75 248H74V249H75ZM0 249H1V248H0ZM79 249H80V248H77V249L75 250L77 255H79L78 253H80V251H82V249H81V250H79ZM112 249H113V248H112ZM118 249H119V248H118ZM137 249H138V248H137ZM139 249H140V248H139ZM3 250L5 251V248H3ZM6 250H8V249H6ZM10 250H11V249H10ZM13 250H12V251H13ZM21 250H22V249H21ZM25 250H26V251H25ZM58 250H59V249H58ZM77 250H79V252H78ZM121 250H122V249H121ZM12 251H11V252H12ZM16 251H17V252H16ZM19 251H20V250H19ZM42 251H45V252H42ZM75 251H74V252H75ZM83 251H85V250H83ZM108 251H109V250H108ZM116 251H117V250H116ZM194 251H195V250H194ZM1 252H3V251H0V253H1ZM5 252H6V251H5ZM11 252H10V254L7 253V252H6V253H7V255H11V254H13V253H11ZM15 252H16V253H15ZM74 252H73V253H74ZM77 252H78V253H77ZM139 252H140V250H139ZM139 252H138V253H139ZM84 253H85V252H84ZM87 253H88V252H87ZM185 253H186V252H185ZM238 253H239V252H238ZM1 254H2V255H0V257L3 259L5 256H4V257H2V256H3L5 253H4V254L1 253ZM74 254H75V253H74ZM82 254H83V253H82ZM85 254H86V253H85ZM107 254H108V253H107ZM208 254H209V253H208ZM28 255H29V256H28ZM60 255H61V254H60ZM72 255H73V254L71 253L69 257H71ZM86 255H87V254H86ZM86 255H83V256L86 257ZM111 255H112V253H111ZM237 255H238V254H237ZM42 256H44V257H42ZM58 256H59V255H58ZM58 256H57V257H58ZM64 256H66V255H64ZM64 256H63L62 258H61V256H60L61 261H63V258H65ZM89 256H90V255H89ZM95 256H96V255H95ZM121 256H123V254H122ZM124 256H125V255H124ZM6 257H7V256H6ZM66 257H67V256H66ZM96 257H97V256H96ZM96 257H95V258H96ZM135 257H136V256H135ZM224 257H225V256H224ZM1 258H0V259H1ZM8 258H9V256H8ZM8 258H7L6 261L9 262V259H8ZM87 258H88V257H87ZM89 258H90V257H89ZM99 258H100V256H99ZM133 258H134V257H133ZM133 258H131L132 262H131V260H130V261L128 260L129 262H131V264L133 263ZM143 258H145V257H143ZM38 259H39V258H38ZM76 259H77V258H76ZM78 259H79V257H78ZM119 259H120V258H119ZM149 259H150V258H149ZM262 259H263V258H262ZM41 260H42V259H41ZM94 260H95V259H94ZM94 260H93V261H94ZM96 260H97V259H96ZM108 260H109V259H108ZM108 260H107V262H106L107 264H109V263H110V264H112V263L114 264V263H115V261L113 262L112 259H110L109 262H108ZM125 260H126V259H125ZM136 260H137V259H136ZM4 261H5V260H4ZM4 261H2V262L4 263ZM89 261H90V259H89ZM93 261H92V263H93ZM110 261H111V262H110ZM126 261H127V260H126ZM126 261H124V262H126ZM219 261H220V260H219ZM234 261H235V260H234ZM239 261H241V260H238V261L235 262V263H238ZM254 261H255V260H254ZM259 261H261V260H259ZM263 261H264V260H262V262H263ZM8 262H7V263H8ZM37 262H38V261H37ZM46 262H47V261H46ZM58 262H59V261H58ZM63 262H64V261H63ZM87 262H88V261H87ZM96 262H97L96 264H99L98 261H96ZM104 262H105V260H104ZM118 262H119V261H118ZM183 262H184V261H183ZM244 262L247 263L248 260H247V261H244ZM249 262H250V261H249ZM257 262H258V261H257ZM3 263H2V264H3ZM11 263L9 262V264H11ZM38 263H39V262H38ZM53 263H54V262H53ZM72 263H73V262H71V264H72ZM90 263H91V262H90ZM210 263H211V262H210ZM0 264H1V263H0ZM28 264H30V263H28ZM82 264H83V263H82ZM102 264H104V263H102ZM115 264H118V263L116 262ZM119 264H120V263H119ZM121 264H124V263H121ZM125 264H126V263H125ZM127 264H128V263H127ZM133 264H134V263H133ZM233 264H234V263H233ZM248 264H249V263H248ZM258 264H259V263H258Z\"/></svg>", "mask_w": 264, "mask_h": 264}]
</instances>
